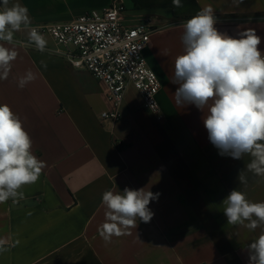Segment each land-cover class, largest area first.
Instances as JSON below:
<instances>
[{"label":"crops","instance_id":"1","mask_svg":"<svg viewBox=\"0 0 264 264\" xmlns=\"http://www.w3.org/2000/svg\"><path fill=\"white\" fill-rule=\"evenodd\" d=\"M113 2L126 8L127 25L155 26L144 58L161 84L164 120L146 112L131 88L121 119L104 121L101 114L113 110L105 85L73 69L51 41L41 52L23 28L11 43L0 41L17 52L0 80V104L21 120L32 153L46 163L39 179L20 189L22 199L0 202V264H248V246L264 225L228 224L222 201L234 189L264 201V176L247 167L264 154V140L241 159L221 156L204 127L208 106L177 104L173 81L183 24L201 10H211L214 26L231 37L255 30L264 55V0H181L179 8L172 0H8L6 6L26 7L30 28L67 23ZM28 70L36 79L21 89L18 80ZM241 170L246 183L238 180ZM125 187L159 193L148 205L154 215L121 226L124 234L105 242L102 194Z\"/></svg>","mask_w":264,"mask_h":264},{"label":"clouds","instance_id":"2","mask_svg":"<svg viewBox=\"0 0 264 264\" xmlns=\"http://www.w3.org/2000/svg\"><path fill=\"white\" fill-rule=\"evenodd\" d=\"M3 0L0 10V41H13L14 32L27 29L29 41L41 52L47 41L36 28H28V9L20 3L7 7ZM181 7V0H172ZM211 10L205 9L186 20L181 37L184 49L175 59L173 83L178 85L174 96L179 105L192 104L208 114L203 118L208 139L221 156L241 159L258 141L264 140V55L258 46L261 37L253 29L240 33L239 38L221 33L214 26ZM17 57L14 49L0 44V80H6L11 62ZM36 77L31 70L20 77L23 89ZM212 101L209 105V101ZM32 140L21 120L10 106L0 104V202L23 198L20 189L35 183L46 167L31 151ZM255 174L264 176V154L247 165ZM238 180L246 183L242 170ZM159 193L125 187L122 192L106 190L101 202L106 208L105 222L99 234L110 242L121 236L123 227H133L137 219L150 222L154 213L148 205ZM228 224H244L255 230L264 225V201L252 202L246 193L232 190L222 201ZM248 264H264V230L248 246Z\"/></svg>","mask_w":264,"mask_h":264},{"label":"built area","instance_id":"3","mask_svg":"<svg viewBox=\"0 0 264 264\" xmlns=\"http://www.w3.org/2000/svg\"><path fill=\"white\" fill-rule=\"evenodd\" d=\"M125 13L123 4L113 2L102 11H88L67 23L30 28L51 41L55 52L73 69L86 71L105 85L106 100L113 110L103 112L102 120L121 119V107L132 88L140 96L142 108L161 122L164 116L157 100L161 84L144 58L155 26L147 20L129 26Z\"/></svg>","mask_w":264,"mask_h":264},{"label":"rangeland","instance_id":"4","mask_svg":"<svg viewBox=\"0 0 264 264\" xmlns=\"http://www.w3.org/2000/svg\"><path fill=\"white\" fill-rule=\"evenodd\" d=\"M131 94H135L134 92H131ZM128 98L130 99V95L128 96Z\"/></svg>","mask_w":264,"mask_h":264}]
</instances>
